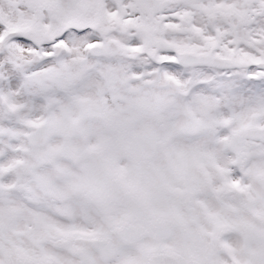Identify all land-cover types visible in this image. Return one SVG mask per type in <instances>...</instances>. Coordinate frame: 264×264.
Segmentation results:
<instances>
[{
	"label": "snow or ice",
	"instance_id": "obj_1",
	"mask_svg": "<svg viewBox=\"0 0 264 264\" xmlns=\"http://www.w3.org/2000/svg\"><path fill=\"white\" fill-rule=\"evenodd\" d=\"M0 264H264V0H0Z\"/></svg>",
	"mask_w": 264,
	"mask_h": 264
}]
</instances>
